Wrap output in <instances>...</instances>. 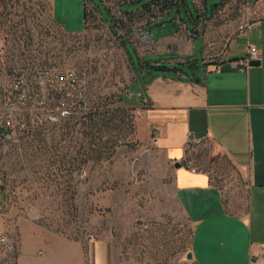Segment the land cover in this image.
<instances>
[{
    "label": "rangeland",
    "instance_id": "1",
    "mask_svg": "<svg viewBox=\"0 0 264 264\" xmlns=\"http://www.w3.org/2000/svg\"><path fill=\"white\" fill-rule=\"evenodd\" d=\"M82 1L94 5L113 26L103 0ZM223 1L209 0V12ZM141 5L126 8L130 11ZM187 5L195 11L192 0ZM183 9L182 18L190 21ZM20 29L29 32L32 43L45 44L53 61L85 75L87 108L61 124H46L30 136L0 137L4 225L17 221L20 234L21 224L29 222L85 245L90 240L109 241L114 264L180 263L190 249L193 226L165 189L166 197L158 200L160 185L148 166L161 163V158L151 155V144L137 136L140 108L132 104L138 98L128 95L142 92L145 85L144 80H136L140 64L135 49L144 56L156 51L157 43L150 42V47L144 42L143 47L127 41L122 45L107 27L96 22L90 25V17L83 33L68 35L53 24L47 4L0 0V45L6 34L16 32L10 36L15 37ZM83 29L81 25L67 32ZM210 44L207 55L212 52ZM202 48L203 40L198 39L195 53L201 66ZM193 157L208 168L216 160L231 168L209 146ZM143 209L149 210L148 221L140 219ZM32 214L41 218L35 220Z\"/></svg>",
    "mask_w": 264,
    "mask_h": 264
},
{
    "label": "crops",
    "instance_id": "2",
    "mask_svg": "<svg viewBox=\"0 0 264 264\" xmlns=\"http://www.w3.org/2000/svg\"><path fill=\"white\" fill-rule=\"evenodd\" d=\"M38 1L47 4L56 27L69 33L68 28L83 25L81 32L69 34L85 31L82 0ZM258 3L259 17L252 18L250 9ZM240 6L246 12L231 25L224 24L214 8L211 13L207 8L203 20L196 7L195 11L185 8L190 23L182 18L183 9L179 15L186 27H200L194 39L185 37L178 14L171 13L147 28L157 50L141 56L135 49L140 64L136 80L145 82L142 92H128L138 98L132 104L140 108L137 136L151 144V155L161 158L148 171L156 174L160 185L159 202L166 197L165 189L193 226L188 250L192 259L186 260L185 255L178 264H264V0H242ZM250 19L253 25L239 32L240 22ZM230 32L237 37L224 51ZM198 39L203 40V66L195 53ZM209 42L223 54L207 55ZM249 45L261 51V65L243 71L239 61L246 57ZM193 140L219 148L231 168L219 160L208 168L193 157L198 172H192L183 162ZM149 217V210L143 209L141 221ZM18 264L114 261L109 241L90 240L85 245L24 222Z\"/></svg>",
    "mask_w": 264,
    "mask_h": 264
},
{
    "label": "built area",
    "instance_id": "3",
    "mask_svg": "<svg viewBox=\"0 0 264 264\" xmlns=\"http://www.w3.org/2000/svg\"><path fill=\"white\" fill-rule=\"evenodd\" d=\"M103 1L112 16L113 26L104 21L94 5L86 2L91 16L90 25L93 22L102 24L120 41L129 40L133 45L141 44L143 47L145 42L151 47L150 42L154 40L146 27L161 22L171 13L178 14L179 28L185 32V37L194 39L200 31L198 26L194 30L188 29L180 18L179 14L183 7L188 8L187 0ZM241 1L224 0L221 4L215 5L217 16L224 24L231 25L235 17H242L245 14L246 9L240 6ZM192 2L198 15L205 17L209 0ZM141 3L142 5L135 10L129 11L126 8ZM260 11L261 5L258 3L250 9L252 18L259 17ZM253 23L251 19L241 21L238 31H247ZM15 33L6 34L3 44L0 45V137L5 138L30 136L46 124H61L87 108L88 82L85 75L73 66L53 61L46 45L32 43L28 31L20 29L17 36L10 37ZM236 37V33L228 34L224 42V51L234 43ZM210 47L212 51L210 57L223 54L216 51L214 43L210 44ZM261 58V51L249 45L246 57L239 61L241 69L248 70L251 61H261ZM208 146L211 147L208 142L196 140L190 142L188 156L183 163L192 172H198L193 156L198 150ZM212 154L222 156L219 148H212ZM32 217L35 220L41 218L40 215L33 214ZM18 226L17 221L8 227L5 226L0 216V264H18L20 253Z\"/></svg>",
    "mask_w": 264,
    "mask_h": 264
},
{
    "label": "trees",
    "instance_id": "4",
    "mask_svg": "<svg viewBox=\"0 0 264 264\" xmlns=\"http://www.w3.org/2000/svg\"><path fill=\"white\" fill-rule=\"evenodd\" d=\"M214 6V7H213ZM212 7L215 9V5H213ZM186 8V7H185ZM89 17H90V22H91V16H90V13L88 12V9H87V7H86V4H85V7H84V18H85V24H86V26H85V29L87 28V25H88V19H89ZM200 17V16H199ZM206 17V16H205ZM204 17V18H205ZM202 18V17H201ZM223 22V21H222ZM150 26V25H149ZM149 26H147L146 27V30H147V28L149 27ZM113 31V30H112ZM127 41H129V40H121V42H122V45L123 44H125ZM130 42V41H129Z\"/></svg>",
    "mask_w": 264,
    "mask_h": 264
},
{
    "label": "water",
    "instance_id": "5",
    "mask_svg": "<svg viewBox=\"0 0 264 264\" xmlns=\"http://www.w3.org/2000/svg\"><path fill=\"white\" fill-rule=\"evenodd\" d=\"M261 65V61L260 60H254V61H251L250 63V66L251 67H257V66H260ZM181 164L178 163L177 166H180ZM186 260H191L192 259V253L191 252H188L186 254Z\"/></svg>",
    "mask_w": 264,
    "mask_h": 264
}]
</instances>
